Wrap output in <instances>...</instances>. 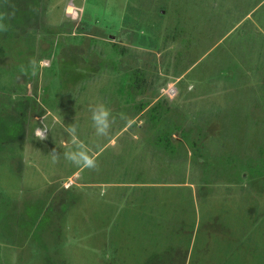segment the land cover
<instances>
[{
	"label": "rangeland",
	"instance_id": "rangeland-1",
	"mask_svg": "<svg viewBox=\"0 0 264 264\" xmlns=\"http://www.w3.org/2000/svg\"><path fill=\"white\" fill-rule=\"evenodd\" d=\"M74 121L95 169L63 159ZM181 237L186 264H264V0H0V264Z\"/></svg>",
	"mask_w": 264,
	"mask_h": 264
},
{
	"label": "clouds",
	"instance_id": "clouds-1",
	"mask_svg": "<svg viewBox=\"0 0 264 264\" xmlns=\"http://www.w3.org/2000/svg\"><path fill=\"white\" fill-rule=\"evenodd\" d=\"M90 123L97 138H104L109 135L112 123V114L110 109L103 103H96L90 106ZM79 124L74 123L65 126L64 132L68 137L69 148L62 153L63 159L78 169H95L97 166L93 152L82 143L79 134ZM44 130H37L36 135L41 139H45ZM52 162L56 163L57 155L50 154ZM67 187V186H65Z\"/></svg>",
	"mask_w": 264,
	"mask_h": 264
},
{
	"label": "trees",
	"instance_id": "trees-1",
	"mask_svg": "<svg viewBox=\"0 0 264 264\" xmlns=\"http://www.w3.org/2000/svg\"><path fill=\"white\" fill-rule=\"evenodd\" d=\"M136 83L137 82L134 84ZM153 110L155 111L156 108ZM169 140L170 139H166L167 144L169 143ZM177 241V248H172L171 246L168 249H162L159 252H154L141 264H186L187 251L190 245L189 240L187 241L181 237Z\"/></svg>",
	"mask_w": 264,
	"mask_h": 264
}]
</instances>
